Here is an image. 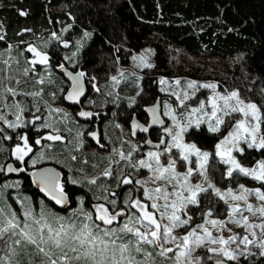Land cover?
Instances as JSON below:
<instances>
[{"label":"trees","instance_id":"obj_1","mask_svg":"<svg viewBox=\"0 0 264 264\" xmlns=\"http://www.w3.org/2000/svg\"><path fill=\"white\" fill-rule=\"evenodd\" d=\"M21 12L27 15L22 16ZM0 36H3L0 40L3 57H9L8 51H11L19 60L17 70L12 68L8 75L5 72L0 80L4 86L14 88L15 76L24 74L23 80L28 85L23 94H18L27 100L23 116L26 120L40 116L35 124L18 129L8 128L0 121V128L4 129L0 132V166L5 168L0 172V203L11 206L18 214L23 202L37 211L45 208L51 213L69 216L79 207L81 199L83 207L94 213L92 206L104 203L96 199L105 195L104 190L116 194L109 199L117 200V209L125 207L123 201L132 198L133 193L120 181L129 174L137 179L142 172L128 166L129 163H116L117 150H132L131 141L125 138L129 136L123 121H129L133 114L145 121V107L159 98L162 104L173 101L165 96L168 94L164 92L163 80L210 81L222 91H238L264 112V0H0ZM29 45L50 57L47 70L36 69L41 67L39 64L31 69L37 72L32 74L38 81L30 80L21 67L33 59V54L27 51ZM147 47L154 48L153 67L136 69L132 55ZM21 50H26L29 56ZM59 65L86 74L88 96L82 107L98 115L92 122H80L76 111L64 103L69 84L57 73ZM123 68H135L136 73L116 89L111 78ZM32 92H39L40 96L25 95ZM4 96L7 98L8 94ZM133 99L135 103H131ZM53 105L64 107L70 115L57 117L50 111ZM4 111L8 115L6 109L1 114L6 115ZM7 119L14 121L10 115ZM45 123H51L64 139L42 140L37 145L35 140L52 132V128L42 127ZM95 129L100 133L99 145L88 137ZM228 130L212 133L206 125H201L197 130H190L185 138L213 153L208 176L216 186L237 188L243 184L264 190L259 181L249 177L237 173L232 178L226 177L228 166L220 163L214 153L215 145ZM18 133H26L33 148L23 165L12 155L15 145L20 143ZM9 136L12 139H7ZM243 147L244 154L238 155L243 166L250 168L264 159V151ZM32 159L38 160L35 166L31 164ZM178 162L183 167V162L179 159ZM9 164L24 167L26 171L8 173ZM46 165L61 170L62 185L71 199L70 211L58 210L42 197L34 184L30 175ZM109 167L112 176H103ZM95 177L96 185L90 184L88 181ZM200 206L202 211L215 209L221 215L227 213L226 206L211 191L201 195ZM192 214L195 216L192 224H200L201 213L192 210ZM148 252L155 257L153 248ZM17 259L20 264H40V258L31 249ZM252 261L242 259L230 264ZM256 264H264V259H258Z\"/></svg>","mask_w":264,"mask_h":264},{"label":"snow or ice","instance_id":"obj_2","mask_svg":"<svg viewBox=\"0 0 264 264\" xmlns=\"http://www.w3.org/2000/svg\"><path fill=\"white\" fill-rule=\"evenodd\" d=\"M20 15L24 16L27 13L21 12ZM85 35L88 34L85 33ZM2 39L3 36H0V40ZM64 46L68 47V44L65 43ZM27 51L33 54V59L28 61L33 69L38 64L49 65L50 57L46 52L33 45H29ZM65 59L69 58L65 57ZM133 59L140 60L138 66L153 67L144 56ZM4 63L7 64V61ZM59 67L67 72L63 65H59ZM28 72L29 69L24 70L25 75ZM67 75L72 80V89L65 98L79 102V97L84 93L80 82L86 74L81 71L75 75L67 72ZM120 76H124L122 71ZM111 79L115 83H119L118 77L113 76ZM39 82L43 83V80ZM161 83L165 82L161 81ZM175 84L179 85L180 81H175ZM187 87L193 91H197L199 88L213 90V96L209 100L210 112L205 110L204 101H200L198 107L189 109L184 105L185 100L190 98L188 93L183 92L181 97L174 91L172 95L179 101L180 106L184 107V111L177 114L170 104L164 105L167 110L164 111L163 115L172 121L171 126L163 128L168 139L162 136L159 143L155 145L150 139L146 140L145 143L156 150L147 151L144 158L135 163H131V160L133 152L138 151L136 146H133L127 155L123 151L117 150L119 160L129 162L128 166L136 170L146 168L152 173L153 182H163L153 189H144L143 196L148 202L140 198L131 199L129 197L123 201L125 207L117 209V200L109 199V196L116 194L104 190L105 195L96 197L97 200L102 199L104 203L94 204L92 206L94 213L83 207V199L80 200L79 207L69 216L51 213L45 208H40L37 211L33 206L24 205L23 202H21L19 214L11 209V206H0V252L3 253L0 255V264H20L17 257L28 249H31L32 254L40 258V264H149L152 253L147 252L145 246H152L153 249L158 250L161 257L171 260V264H192V252L195 248L203 246L206 241L211 245H219V247H208V252L214 254L208 259H214L215 264H226V260L236 261L241 255L245 257L255 255L240 249L239 245H237V249L228 247L238 240L245 246H257L261 249L260 255L264 256V236L258 237L255 231L259 228L260 232L264 234V222L251 223L249 217L243 215V212L247 211L253 216L259 213L261 217H264V190L261 188L249 189L241 184L239 185V194L234 193L231 188L222 192L211 182L208 176L209 159L213 153L203 151L195 143L185 141L189 131L199 129L202 124L207 126L209 132L219 133L222 125L225 127L231 125V121L226 123L225 117H230L233 113L241 114L242 118L238 119L231 131L215 145L214 155L219 158L220 163L228 166L225 173L227 178H232L233 174L237 173L259 181L264 186V159L258 160L250 168L243 166L238 159V155H243L245 151V147L241 146L242 144L247 149L264 151V112L257 104L246 103L245 100L241 99L238 91L220 94L215 91L216 84L198 86L195 81L187 82ZM96 90L99 91V89ZM4 93L13 97L18 93L14 88L4 86L0 80V102H3L5 108L14 107L16 109L15 121H10L6 115L0 114V121L6 124L8 128H23L40 120V116L26 120L21 104L18 102H13L11 105L7 104L4 102L6 100ZM25 95L37 97L40 96V93L32 92L25 93ZM131 103H135V100L133 99ZM158 109L159 103L145 109L152 116L151 124L144 126L134 122L133 135H135L137 128L147 133L152 125H164V120L158 115ZM39 111L40 109L37 107L36 112ZM50 111L60 112L62 110L52 109ZM79 115L90 118L93 113L81 111ZM42 127L52 128V132L35 140L37 145L41 144L42 140L62 141L64 139L51 123H45ZM3 131L4 129L0 128V132ZM17 135L22 144L17 143L15 145L12 155L23 165L25 158L33 152V148L29 144V137L26 133H18ZM7 139H12V137L9 136ZM161 146H163L162 150ZM174 149L177 152V158L172 157ZM164 155L168 156L167 164L161 162V156ZM193 157H195V161H193ZM42 158L43 154L40 159ZM177 159L185 162V172H177ZM119 160L116 161L117 164ZM37 163V159L31 160L33 166ZM193 163L196 165L195 168L192 167ZM2 171H5V168L0 166V172ZM6 171L8 173L24 172L26 169L24 167L16 168L9 164ZM32 175L37 179V183L42 185V190L47 192L56 204L62 206L67 204L68 196L64 186L60 184L58 177L53 175L51 170L33 172ZM102 175L111 177V168H106ZM193 175L201 177L200 182L192 183ZM88 182L96 185L97 178H92ZM120 183L132 184L131 174L125 176ZM136 183L144 186L147 181L138 180ZM169 185L172 187L171 192L168 191ZM210 190L226 204L230 198L232 201L245 202V207L242 209L239 203L229 204L230 212L227 221L206 219L203 224L191 227L185 235H177L176 229L187 228L192 222V216L188 215L189 206L199 208L201 195H207ZM253 195L261 201L259 207L247 203L248 197ZM204 215L210 217L212 215L211 209ZM229 221L239 227L251 230L250 234L254 239H249L248 235L241 237L238 234L227 239L223 236L214 237L209 228L206 227L210 224L217 231H222L227 227ZM228 230L231 231V229ZM169 253L173 255L169 256ZM138 254H143L146 259L138 260ZM200 259L199 257L196 258L197 264H199Z\"/></svg>","mask_w":264,"mask_h":264},{"label":"rangeland","instance_id":"obj_3","mask_svg":"<svg viewBox=\"0 0 264 264\" xmlns=\"http://www.w3.org/2000/svg\"><path fill=\"white\" fill-rule=\"evenodd\" d=\"M21 52L24 53L25 55L29 56L26 53V50H21ZM8 54H9V57H7V58L3 57L4 55L2 53L0 54V78H3V74L6 75L5 72H7V75H8L9 74V71L12 68L14 69L17 66V64H18V61H19L18 58L12 56V54H14V53L11 52V51H8ZM153 54H154V48L153 47H147V48H144L143 50H141L140 52L134 53L132 55V63H133V66L136 69H138V68L139 69L144 68L143 66H138V65H140V60L139 59H133L134 57L139 58L141 56H144L145 59H146V61L148 63L152 64L151 59H152ZM4 61H7V64H5ZM21 67L24 70H25V68L26 69H29V72L27 74L28 75L27 77L30 80H34L35 79V80L38 81V78H36V76H34L32 74V73L37 74V72L32 71L33 70V67L31 66L30 63L27 62V64H25V65H23ZM135 68L134 69L133 68H123L122 69V72L124 73V76L121 77L120 74L117 75L116 77H118L119 83H115L114 81H112V85H114L116 87V89H117L126 79H128L129 77L133 76L136 73L135 72ZM36 69H41V70L44 69V70H47L48 69V66L41 65V67H36ZM16 70H17V67H16ZM18 70H20V69H18ZM23 76H24V74H22V76L21 75H16L15 76L14 89L16 90V92L18 94H23V92H25V91H23V89L26 88L27 85H28V83L25 81V79L23 80ZM177 80H179V79H173L172 81L163 80L165 83H162L163 86H164V92L166 94H168V95H165V96L168 97V98H170V99L173 98V101L171 103H168V104L171 105V107L177 112V114L182 113L184 111V107L180 106L179 101L176 99L175 96L172 95V93L174 91L177 92L179 95H181V97L183 96V92L186 91L188 93V95H189L190 98L188 100H185L184 105L186 107H188L189 109L190 108H193V107H198L199 106V102L200 101H204L205 102V110L208 111V112L211 111V105L209 103V100L213 96V90L212 89L199 88V90L193 91L192 89H189L187 87V83H181L180 80H179L180 81V84L179 85H176L175 84V81H177ZM17 81H19V83H17ZM196 84L199 86V85H203V84H215V83L210 82V81H206V82L203 81V82H196ZM26 91H28V90H26ZM215 91L217 93H220V94H227V93H229L227 91L220 90L218 88V86H217V88H216ZM199 92H203V93H199ZM240 97H241V99L245 100L246 103L247 102L254 103L252 101L246 100L241 95H240ZM4 102H6L9 105H11L13 102H18L24 108V112L27 111L26 110L27 100L24 98V96L21 97V95H16L15 97H13L11 95H8V97L6 98V100ZM165 104H167V103H163L161 105L162 106L163 113H164V111L167 110L164 107ZM52 108L53 109H60V110H62L60 112L53 111L57 117L58 116H63L64 118H67L69 112L67 110H65L64 107H62L60 105H53ZM4 109H6V112L8 113V115H10L12 117V119L15 121V115H14V113L16 112V109L14 107H7V108H5V107H3V102H0V114H1V111H3ZM4 113H5V111H4ZM8 115L6 114V117ZM241 118H242V115L239 114V113H233L230 117H225L226 123L228 121H231V125L228 126V127H225L224 125H222L221 126V130L222 129H225V128H229L228 132L231 131L232 127H234V125H235V122L238 119H241ZM164 119H165L166 123L168 122L169 123V126H171V124H172L171 119L169 117H167V116H164ZM205 119H207V117H205ZM228 132H227V134H228ZM227 134H225L224 137ZM164 137H166L165 134H164ZM125 138L130 141L129 137H125ZM166 138L168 139V137H166ZM185 141L186 142H190V141H187L186 138H185ZM19 142L22 144V141H19ZM191 143H193V142H191ZM241 146L243 147L244 145L242 144ZM203 151H205V150H203ZM146 152L140 158H138V157L137 158H133L132 157L131 163H135L138 160L143 159L144 156H145V154H146ZM117 153H118V151H117ZM175 154H176V150L174 149L173 152H172V157L173 158H177V156ZM117 160H119V156H118ZM193 161H195V157H193ZM119 162H120V160H119ZM161 162L164 163V164H167V162H168V156L167 155L161 156ZM179 163L180 162H178V159H177V164H176V170H177V172H180V173L185 172L186 171L185 162H183V164H182L183 167L180 166ZM195 166H196L195 163H193L192 164V167L195 168ZM139 170H141L142 175L139 176V177H137V180H139V181H147V183L144 186H141L140 184H138L139 185V190L141 191L140 199L141 200H144L145 202H148V201L145 200V197L143 196L144 189L145 188L153 189V188L159 186V184H162L163 182L162 181L161 182H153V180L151 179L152 173L148 169H146V168H140ZM95 178H97V177H95ZM201 179L202 178L199 177L198 175H193V177H192V183H194V184L195 183H198V182H200ZM205 186H207V185H205ZM216 187L217 188H220L218 186H216ZM246 188L256 189V188H259V187L255 186V187H246ZM220 189H221L222 192H226L227 189H229V188H220ZM231 189L236 194H239V192H240L239 187H237V188H231ZM168 191L169 192L172 191L171 185L168 186ZM0 198H1V195H0ZM218 199L221 200L220 198H218ZM221 202H223V204L226 206L225 208H226L227 213L225 215H221L220 213H218L217 210L213 209V210H211L212 215L210 217L209 216H205L204 213H206L207 211H202V209L200 208L201 206H199V208H197V207L191 206V205L188 208V215L192 216V218L194 219L195 216H193L192 210H194L195 212H200L201 215H202V219L200 221V224H203L206 219H219V220H222V221H227L228 220V217H229V212H230L229 204L239 203L241 205V208L242 209L245 207V202H243V201H240V202L232 201L230 198L228 199V203L227 204L223 200H221ZM247 203L248 204H251V205H253L255 207H259L260 204H261V201H259L253 195V196H249L248 197ZM0 206H2L1 203H0ZM68 211H70V209H68ZM133 211H135V210H133ZM243 215L248 216L249 217V221L251 223L259 224L261 222H264V217H261L259 215V213H257V215H255V216H253L251 213H249L247 211H244L243 212ZM194 226H195V224H192V222H191V224L187 228H178V229L175 230V232H176L177 235L183 236V235L186 234V231L190 230L191 227H194ZM206 227L209 228V230L212 232V235L214 237H216V236H223L225 239H227L228 237H230V236H232L234 234H238L241 237L244 236V235H248L249 236V239H254V237H252L251 234H250L251 230L246 229V228H243V227H239L236 224L231 223L230 221L227 223V227L224 230H222V231H217L216 229L212 228V226L210 224L206 225ZM228 229H231V231H229ZM198 231H201V230L198 229ZM255 231H256V234H257L258 237L264 236V234H262L260 232V229L259 228L255 229ZM201 234H203V233L201 232ZM237 245H239V248L240 249L245 250L247 252L254 253L255 255H249L247 257L241 255L239 257V259L236 260V261H227L226 258H225L226 262H238V261H240L242 259H250V260H253V261H257L258 259H261V258L264 259V256H261L260 255L261 249L258 248L255 245H247V246H245L244 244H241L240 241L238 240V241H236V243H231L228 247H230L232 249H237ZM208 247H219V245H211L209 242L206 241L203 246L198 247V248H195L194 251L191 254L192 264H197L196 258H198V257L201 258L199 260V264H211V263L213 264L215 262L214 259L213 260H209L208 259L209 256L214 255V254L208 252V250H207ZM152 248H153L152 246H145V250L147 252H148V249H152ZM154 250H155V257H153V258L151 257L150 258L149 264H171V260H169V259H167L165 257H161L159 255V253H158V250H156V249H154ZM168 255L169 256H172L173 254L172 253H169ZM137 259L138 260H144V259H146V257L143 254H138L137 255Z\"/></svg>","mask_w":264,"mask_h":264},{"label":"water","instance_id":"obj_4","mask_svg":"<svg viewBox=\"0 0 264 264\" xmlns=\"http://www.w3.org/2000/svg\"><path fill=\"white\" fill-rule=\"evenodd\" d=\"M63 66H64V69H67V72H71L73 75H75V74L78 73V72H81V71H72V70L68 69L65 65H63ZM67 72H65L64 70H62L60 67L57 68V73H58L59 75L63 76V78L65 79V81L69 84L68 90L66 91V93H65V95H64V103H65L67 106L71 107V108H80V109H79V113H80L81 111L92 112V111H90V110L85 109V108L82 107L83 102L86 100V98H87V96H88V88H87V84H86V81H85V77H83V78L81 79V82H80V83H81V86H82L83 89H84V93H83V95H81V96L79 97V102H73V101L67 100V99L65 98V97L67 96L68 92L71 91V89H72V80H71V78L67 75ZM158 103H159L158 115L160 116V118H161L162 120H164V122H165L164 125H163V126H161V125H159V124L152 125V126L149 128V131H148L147 133H144V132L140 131V130L137 128V129H135V135H133L134 137L136 136V134H137L138 132L141 133V134H144V135H146V136H149V134H150L151 131H153V130H162L164 127H166L167 123H166V121H165V119H164V117H163V111H162V106H161V105H162V99H161V98H159L154 104H151V105L145 107V109L150 108V107H153V106H156ZM145 109H144V113L147 114V116H148V118H149V125H150V124H151V121H152V116H151L150 113H148L147 111H145ZM79 113H78V120H79L80 122H82V123L90 122L93 118H95V117L98 116V115H96V114H94V113L92 112V113H93V116H92V117H90V118H85V117H81V116L79 115ZM134 122L139 123V124H141V125H144V124L141 123L139 120H137L136 118H134V119H133V122H132V131H133V123H134ZM144 126H146V125H144ZM93 133H94L95 135H92ZM93 133H91V134L89 135V139H90L94 144L99 145V142H100V140H101L100 133H99L98 130L95 131V132H93ZM149 139H150V138H149ZM149 139H148V140H149ZM165 139H167V138L165 137ZM150 140H151V139H150ZM151 141H152V140H151ZM152 142H153V141H152ZM158 143H159V142H153V145L158 144ZM146 145H147L149 148H151V149H155V148H153L151 145H148V144H146ZM162 148H163V146H161V149H162ZM44 170H51V171H52V174L55 175V176H57L58 179L60 180V170L57 169V168H55V167H52V166L41 167V168L36 169L34 172H39V171H44ZM32 178H33L34 184H35L36 187L40 190V192H41V194H42V196H43L44 198L49 199L50 201H52V202L56 205V207H57L59 210H64V211H65V210L68 209V202H67L66 205H63V206H62V205H58V204H56V202H55L54 200H52L51 196H50L47 192H45V191L42 190V185L39 184V183H37V179L34 178L33 175H32ZM213 264H215V262H214ZM226 264H230V262H226Z\"/></svg>","mask_w":264,"mask_h":264},{"label":"flooded vegetation","instance_id":"obj_5","mask_svg":"<svg viewBox=\"0 0 264 264\" xmlns=\"http://www.w3.org/2000/svg\"><path fill=\"white\" fill-rule=\"evenodd\" d=\"M68 108H70V109H72V110H75L76 111V114H77V119H78V113H79V109L80 108H71V107H69V106H67ZM84 108V107H83ZM109 112V111H108ZM144 112V111H143ZM109 113H111V111L109 112ZM146 116H147V114H145ZM164 117V116H163ZM134 118H136L137 120H139L141 123H143L144 125H146V126H148L149 125V118H148V116H147V120H141V119H139L138 117H137V115L136 114H133V116H132V118L129 120V121H125L124 119V121H123V125L125 126V127H127V136H129V139H130V144L132 145V147L133 146H136V148H138V151L137 152H133V154H132V157L133 158H137V157H135V155H138V158H140V157H142V155L144 154L143 153V151H144V149H146L147 151H149V150H152V151H155L156 149H151V148H149L147 145H146V143H145V141L146 140H148L149 138L153 141V142H159L160 141V138L162 137V136H164V132H163V129L162 130H153V131H151L150 132V134H149V136H146V135H144V134H141V133H137L136 134V136L134 137L133 136V131H132V122H133V119ZM95 118H93L90 122H92L93 120H94ZM90 122H87V123H90ZM167 126H169V123L167 122V125H166V127ZM96 128V127H95ZM95 131H97V129H95V130H91L90 132H89V134H91V133H93V132H95ZM99 131V130H98ZM89 137V136H88ZM90 140V139H89ZM92 142V141H91ZM126 142H128V140L126 141ZM94 144V143H93ZM127 146H128V144H127ZM162 150V149H161ZM119 151H123L124 153H125V155H127L129 152H126V151H124L123 149H120ZM141 154V155H140ZM118 153H116V157L118 158ZM120 161H122L124 164H126V163H128L127 161H124V160H120ZM46 166H49V165H46ZM46 166H43V167H46ZM52 167H54V166H52ZM55 168H57V167H55ZM57 169H59V168H57ZM60 170V169H59ZM35 171V170H34ZM30 176H32V174L30 175ZM33 179V178H32ZM132 180H133V183L132 184H128V185H126V187H127V189L128 190H130L133 194H132V198L131 199H136V198H140V194H141V191L139 190V185L136 183V181H138L137 179H133L132 178ZM59 182H60V184H63V174H62V172H61V170H60V180H59ZM64 189H65V187H64ZM39 190V189H38ZM65 192H66V194H67V196H68V206L71 204V199H70V196H69V193L66 191V189H65ZM42 195V194H41ZM43 197V196H42ZM44 198V197H43ZM44 199H46V198H44ZM46 200H48L49 202H51L55 207H56V205L52 202V201H50L49 199H46ZM57 208V207H56ZM58 209V208H57ZM59 210V209H58ZM127 210V209H126ZM253 263H250V264H256V261H252Z\"/></svg>","mask_w":264,"mask_h":264}]
</instances>
